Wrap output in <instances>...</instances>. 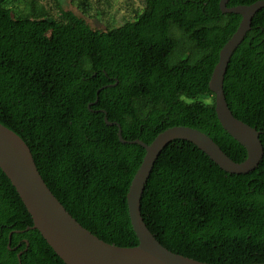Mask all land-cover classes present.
<instances>
[{"label": "trees", "instance_id": "trees-1", "mask_svg": "<svg viewBox=\"0 0 264 264\" xmlns=\"http://www.w3.org/2000/svg\"><path fill=\"white\" fill-rule=\"evenodd\" d=\"M219 2L143 0L132 21L99 31L61 7L55 18L36 0L17 11L0 0V124L24 141L65 210L107 244H138L126 194L145 151L121 144L117 128L97 111L120 125L125 141L150 144L164 130L185 126L234 162L246 158L220 126L208 88L219 51L241 20L222 14ZM223 90L232 115L262 132L264 149V9L234 51ZM140 212L174 254L208 264H263L264 155L254 171L232 175L174 140L155 162ZM31 226L0 170V264H18L19 252L21 264H64L38 231H25Z\"/></svg>", "mask_w": 264, "mask_h": 264}, {"label": "water", "instance_id": "water-1", "mask_svg": "<svg viewBox=\"0 0 264 264\" xmlns=\"http://www.w3.org/2000/svg\"><path fill=\"white\" fill-rule=\"evenodd\" d=\"M228 2L229 0H220V12L239 15L241 20L236 31L219 51L218 62L212 71L208 88L214 94V109L220 126L246 151L243 162H234L206 134L185 126L164 130L150 144L138 139L125 141L120 125L110 122L106 111H97L104 115L105 125L117 128V137L121 144L139 145L145 151L126 194L128 216L138 240L137 246L125 248L110 245L83 228L49 190L24 141L0 124V170L15 189L31 217L32 226L27 227L25 231L30 229L38 231L64 264H208L174 254L161 246L143 222L140 207L145 186L156 160L162 150L174 140L192 144L222 171L232 175H245L254 171L263 158L264 149L259 138L262 132L232 115L225 99L223 81L234 51L251 29L252 19L258 11L264 9V0L235 7H228ZM106 87L108 86L96 91L94 102L87 105L89 111L96 105L100 91ZM11 234L8 237V247ZM25 244L28 246L27 241ZM21 255L22 252L17 254L18 264H21Z\"/></svg>", "mask_w": 264, "mask_h": 264}, {"label": "rangeland", "instance_id": "rangeland-1", "mask_svg": "<svg viewBox=\"0 0 264 264\" xmlns=\"http://www.w3.org/2000/svg\"><path fill=\"white\" fill-rule=\"evenodd\" d=\"M26 0H11L13 9L21 10ZM53 17L57 7L82 18L93 30L105 31L132 21L143 8V0H36Z\"/></svg>", "mask_w": 264, "mask_h": 264}]
</instances>
